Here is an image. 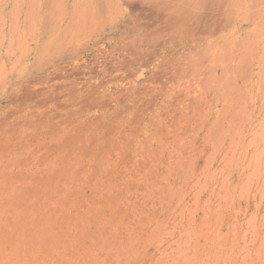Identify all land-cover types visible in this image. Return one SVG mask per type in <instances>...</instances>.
Segmentation results:
<instances>
[{"label":"rangeland","instance_id":"1","mask_svg":"<svg viewBox=\"0 0 264 264\" xmlns=\"http://www.w3.org/2000/svg\"><path fill=\"white\" fill-rule=\"evenodd\" d=\"M0 264H264V0H0Z\"/></svg>","mask_w":264,"mask_h":264}]
</instances>
